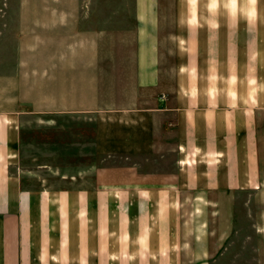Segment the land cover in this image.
I'll use <instances>...</instances> for the list:
<instances>
[{
	"label": "crops",
	"instance_id": "crops-1",
	"mask_svg": "<svg viewBox=\"0 0 264 264\" xmlns=\"http://www.w3.org/2000/svg\"><path fill=\"white\" fill-rule=\"evenodd\" d=\"M144 24L124 96L72 102L96 120L97 163L17 173L0 124V264H214L232 248L264 264V0H183Z\"/></svg>",
	"mask_w": 264,
	"mask_h": 264
},
{
	"label": "rangeland",
	"instance_id": "rangeland-1",
	"mask_svg": "<svg viewBox=\"0 0 264 264\" xmlns=\"http://www.w3.org/2000/svg\"><path fill=\"white\" fill-rule=\"evenodd\" d=\"M182 1L0 0V124L16 132L17 173L43 165L40 175L51 178L97 163L96 120L72 113L82 107L72 102L124 96L133 81L137 33H156L146 19L174 17ZM172 27L160 30L166 67ZM245 262L246 249L232 248L214 264Z\"/></svg>",
	"mask_w": 264,
	"mask_h": 264
}]
</instances>
